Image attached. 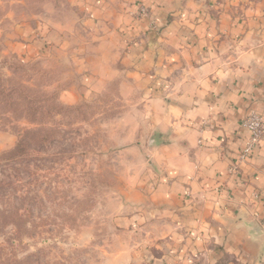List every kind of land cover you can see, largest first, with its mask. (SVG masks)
<instances>
[{"label": "crops", "instance_id": "0c3cea01", "mask_svg": "<svg viewBox=\"0 0 264 264\" xmlns=\"http://www.w3.org/2000/svg\"><path fill=\"white\" fill-rule=\"evenodd\" d=\"M141 3L149 12L136 22L128 13ZM71 8L90 49L64 53L90 59V75L118 77L154 134L152 212L141 216L153 218L156 259L264 264V139L240 160L244 119L264 118V2L71 0ZM64 25L38 43L71 41Z\"/></svg>", "mask_w": 264, "mask_h": 264}, {"label": "rangeland", "instance_id": "374dc122", "mask_svg": "<svg viewBox=\"0 0 264 264\" xmlns=\"http://www.w3.org/2000/svg\"><path fill=\"white\" fill-rule=\"evenodd\" d=\"M141 4L128 13L136 22ZM75 15L71 0H0V264H171L156 259L152 216H141L154 134L118 77L65 54L90 49ZM56 24L71 41L38 43ZM24 140L23 159L6 163Z\"/></svg>", "mask_w": 264, "mask_h": 264}, {"label": "built area", "instance_id": "2783aa9c", "mask_svg": "<svg viewBox=\"0 0 264 264\" xmlns=\"http://www.w3.org/2000/svg\"><path fill=\"white\" fill-rule=\"evenodd\" d=\"M140 13L145 14L146 9L140 10ZM244 127L247 129L249 135L247 137L245 147L241 153L240 160H246L259 146L262 139H264V118L259 113L253 111L243 121ZM237 171L236 167L231 169V172Z\"/></svg>", "mask_w": 264, "mask_h": 264}, {"label": "trees", "instance_id": "16d2710c", "mask_svg": "<svg viewBox=\"0 0 264 264\" xmlns=\"http://www.w3.org/2000/svg\"><path fill=\"white\" fill-rule=\"evenodd\" d=\"M29 109L31 110V111H33L34 113L36 112V113H39L40 112V110L42 111L43 110V108H44V105H41V104H39V103H34V102H30L29 103ZM33 119V123H35V124H38V125H40L41 123L40 122H38L36 119H34V118H32ZM39 128V127H38ZM37 128V129H38ZM37 129H30L28 132H29V135H32V134H36L35 132H37V131H39V130H37ZM25 152H26V142H25V140H24V142H20L19 143V146L17 147V149L16 150H13L12 152H11V154L7 157V158H9V160H7L6 161V163H10L11 162V160H16L17 159V157L19 156V155H21L22 157H21V159H23V156L25 155ZM18 158H20V157H18ZM20 159V160H21ZM18 160V159H17ZM9 213V212H8ZM7 213V214H8ZM17 214H16V217H15V214L14 215H12V214H4V215H7V217L8 218H11L14 222H18V220H19V213L18 212H16ZM4 217H6V216H4ZM21 219V218H20Z\"/></svg>", "mask_w": 264, "mask_h": 264}, {"label": "water", "instance_id": "95a60500", "mask_svg": "<svg viewBox=\"0 0 264 264\" xmlns=\"http://www.w3.org/2000/svg\"><path fill=\"white\" fill-rule=\"evenodd\" d=\"M155 142V139L154 138H152V140H151V144H153Z\"/></svg>", "mask_w": 264, "mask_h": 264}]
</instances>
